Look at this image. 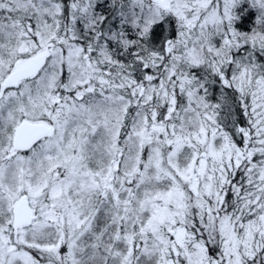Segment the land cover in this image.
I'll use <instances>...</instances> for the list:
<instances>
[{"label":"snow or ice","instance_id":"obj_1","mask_svg":"<svg viewBox=\"0 0 264 264\" xmlns=\"http://www.w3.org/2000/svg\"><path fill=\"white\" fill-rule=\"evenodd\" d=\"M0 264H264V0H0Z\"/></svg>","mask_w":264,"mask_h":264}]
</instances>
